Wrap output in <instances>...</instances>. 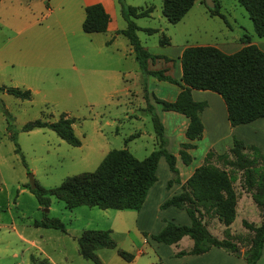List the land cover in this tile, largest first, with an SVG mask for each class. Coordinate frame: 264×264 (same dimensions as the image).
<instances>
[{
  "label": "rangeland",
  "instance_id": "1",
  "mask_svg": "<svg viewBox=\"0 0 264 264\" xmlns=\"http://www.w3.org/2000/svg\"><path fill=\"white\" fill-rule=\"evenodd\" d=\"M221 1L222 13L232 31L227 30L217 17L193 13L181 23L170 26L161 14L162 0H124V3L132 7L154 6L151 17L134 22L139 27L154 28L159 32L148 36L137 31V38L149 54L172 57L178 55L183 46L214 42L222 33L243 34L238 26L245 28L244 34L258 41L245 10L235 0ZM48 8L46 0L0 2V87L31 93L29 101H22L0 91V264H30L29 257L34 250L21 242L17 234L32 233L40 228L35 224L45 219H58L71 232V236L57 240L53 236L63 235L60 231L40 230L50 238L43 243L48 252L55 256L66 255L68 261L61 264H93L78 254L77 238L86 230H106L104 220L97 215L99 209L82 206L68 210L54 197L50 198L49 208H42L29 190V175L39 187L50 190L68 177L94 172L111 150L126 148L136 159L142 160L157 149L147 107L151 105L158 112L152 92L160 94L161 88L156 85L159 80L143 76L124 36L112 39L103 33L85 34L81 27L71 34L75 17L68 13L60 17L56 11L48 14ZM59 26L67 32L65 37ZM165 27H168L167 32ZM161 33L168 37V46L159 45ZM128 45L131 53L127 50ZM167 62L172 67L168 73L162 61L152 65L149 61L148 70H163L171 77L177 60ZM207 102L208 113L217 112L215 101L208 98ZM62 114L75 120L72 128L81 142L79 147L66 144L49 129L22 130L25 124L35 120L56 122ZM137 132L141 133L139 137ZM12 136L25 164L15 153ZM210 136L207 132L205 138L196 142L192 164H197L207 151L213 150L209 148L214 142ZM220 146L216 150L223 152L224 145ZM211 162L221 166L214 159ZM162 170L159 168L161 180ZM236 177L234 189L238 201L240 205H247L251 195L242 187L241 173ZM109 213L116 211L109 210ZM247 215H237L232 230H228L231 241L244 252L249 247L252 233L242 221L255 226L261 222L257 207L250 209ZM207 217L203 221L205 225L220 240L224 239L225 230L217 227L215 217ZM118 235L112 236L115 243L119 240ZM106 253L113 252L101 249L96 255L103 258Z\"/></svg>",
  "mask_w": 264,
  "mask_h": 264
},
{
  "label": "trees",
  "instance_id": "2",
  "mask_svg": "<svg viewBox=\"0 0 264 264\" xmlns=\"http://www.w3.org/2000/svg\"><path fill=\"white\" fill-rule=\"evenodd\" d=\"M3 0H0V2ZM33 1V0H28ZM120 12L126 21V28L117 34L124 36L133 49L135 60L144 77L152 76L159 81L176 85L180 92L173 102L152 97L163 112H174L187 118L185 130L186 143L180 144L178 156L181 162L188 166L192 157L188 153L195 149L194 141L203 135V124L200 115L207 107L205 102H195L192 90L215 93L222 99L231 127L249 124L264 118V52L250 44L249 38L241 39L243 47L234 54H224L211 46H196L185 48L179 58L181 78L176 80L165 75V71L148 70V62L158 59H170L151 55L140 44L136 32L141 31L150 36L158 33L157 29L139 28L134 20L151 17L154 7H132L117 0ZM247 13L252 22L254 33L264 38V0H236ZM194 0H162L161 14L170 25L179 23L192 8ZM203 4L204 0L202 1ZM214 9H207L212 17L226 22L215 2ZM85 17L81 25L85 34H102L107 30L109 16L100 4H94L84 9ZM109 44V42H107ZM160 46H168L169 39L163 33L159 39ZM5 92L22 101H29V90L0 87ZM145 97L147 93L145 89ZM157 149L142 160L136 159L126 148L108 152L96 170L66 178L59 186L44 190L37 184L30 192L42 208H49L50 198L63 202L68 210L77 207L97 208L99 210H131L139 211L148 191L157 181L156 170L160 158H164L172 178L167 182V188L173 183L180 184L179 172L176 168V157L167 149V139L164 128L153 106L148 105ZM75 120L62 114L56 122L47 123L35 120L23 126L24 132L35 129H49L66 144L79 147L80 140L73 132ZM135 137L131 136V138ZM15 153L20 155L25 164L15 137ZM214 159L221 166L211 161ZM242 175V187L250 193L255 206L261 212V223L255 226L242 221V225L252 233L248 249L243 253L246 264H257L264 244V156L253 145L233 138L231 148L216 155L209 151L202 165L197 167L192 175L181 184V193L166 200L161 209L174 207L182 210L189 218V225H176L165 221L164 228L150 238L165 245H174L183 237L193 242L189 252H179L177 256L201 255L216 247L235 256L239 255L237 245L231 241L228 227L235 220L237 195L234 183L236 174ZM215 217L225 227V238L218 240L206 228L203 218ZM35 227L53 229L66 233L65 226L58 219H45L35 224ZM78 253L82 259L93 264H101L96 252L101 249L115 250L117 255L126 262L133 260V255L119 250L110 231H83L77 238ZM32 264H47L46 260L32 259Z\"/></svg>",
  "mask_w": 264,
  "mask_h": 264
},
{
  "label": "crops",
  "instance_id": "3",
  "mask_svg": "<svg viewBox=\"0 0 264 264\" xmlns=\"http://www.w3.org/2000/svg\"><path fill=\"white\" fill-rule=\"evenodd\" d=\"M203 0H194L192 8L187 12V14L183 17L184 20L191 13L200 15H206L212 17L207 12V9L202 3ZM214 1V0H213ZM236 1V0H235ZM217 3L219 6V10L222 13V1L215 0L214 3ZM237 3V2H236ZM100 4L104 11L109 16V23L107 26V30L103 34L109 35V38L115 39L121 34H117L118 31L124 30L126 28V22L122 23V15L120 12V7L118 5L117 0H46V5L49 6L48 14L54 13L55 11L59 13L60 17H63L66 13L71 14L75 17V25L72 28V33L78 30V27H81L82 22L85 17L84 9L88 6ZM162 5V4H161ZM153 6L146 5L144 7ZM141 7V6H139ZM154 7V6H153ZM155 10V8H154ZM154 12V11H153ZM153 14V13H152ZM223 14V13H222ZM224 15V14H223ZM118 16H119V24H118ZM225 16V15H224ZM148 19V18H147ZM220 19V18H219ZM226 22L224 24L227 26V30L232 31L230 26L227 23V18L225 16ZM140 20V19H137ZM182 20L179 22L181 23ZM58 20H56L57 22ZM125 21V20H124ZM177 23V24H179ZM170 25V24H169ZM138 26V25H137ZM173 26V25H170ZM60 31L63 37L67 34L65 30L61 26ZM139 27V26H138ZM75 28V29H74ZM139 28H148V27H139ZM154 29V28H152ZM165 31H168V27L164 28ZM239 32H243V34L236 35H228L227 33L221 34V36L214 40V42L210 43H201L195 42V44L191 46H183L178 55L176 56H165L168 59L174 60L176 58L177 62L174 63L173 67H175L174 75H170L172 78L176 80H180L181 78V68L179 58L181 56L182 51L187 47H196V46H211L219 49L224 54L230 55L238 52L243 47L241 43V39L246 32L245 28L238 26ZM158 30V29H157ZM255 34V33H254ZM256 36V35H255ZM249 38L250 44L255 45L262 52H264V41L259 38L258 41L254 40L253 36H247ZM129 49H127L130 53L132 52L131 47L128 45ZM157 62L162 61L163 67L167 73L172 69V67L168 64L167 61L163 59L156 60ZM155 61V62H156ZM155 62H152L154 64ZM153 78V77H152ZM154 83L155 81L152 80ZM157 87L161 88L160 94L157 92H152L154 97L159 100L173 102L177 95L180 92V88L176 85L170 84L164 81H157ZM127 92L130 90L125 88ZM159 91V90H157ZM192 99L195 102H205L208 106L207 99H213L217 105V112L214 114H209L206 110L201 113L200 118L203 124V135L202 139L205 138V134L207 132L210 133V137L214 142L209 146L210 149H213L212 152L216 153V155L227 152L232 146L233 138L241 140L246 145H253L257 147L260 153L264 156V118H260L254 122L249 124L238 125L235 127H231L227 120V113L225 105L220 98L219 95L208 92V91H196L192 90L191 92ZM157 114L160 118V121L164 128V135L167 139V149L173 151V155L176 157V168L179 172V180L180 184L173 183L169 188H167V182L172 178L168 167L165 163L164 158H160L156 170L157 181L148 191L145 201L140 208L139 211H116V213H109V210H98L97 215L102 218L103 225L106 227L105 231H110L111 235H118L117 248L124 252H127L133 255V260L131 262H126L121 259L115 250H112L113 253H106L103 258H99L101 264H246L243 259V250L239 251V255L235 256L233 254L227 253L225 250L213 247L209 251L201 255H183L177 256L179 252H189L193 247V242L188 237H183L179 242L174 245H165L161 243L154 242L150 237L159 233L165 226V221L172 222L176 225H189L190 221L186 213L182 210H179L174 207H169L166 209H161L160 206L172 196L178 195L181 193V184H183L193 173V171L203 164L207 151L202 160L197 161V164L191 163L188 166H185L179 156L178 151L180 149V144L186 143L187 140L185 138V130L188 125V120L184 116L174 113V112H163L158 104H156ZM136 135L139 137L141 135L140 132H137ZM231 142H225L229 140ZM198 141V140H197ZM193 144L196 146V142ZM220 145H224V151L220 152L216 150ZM195 150V149H193ZM190 150L188 152L193 160V153ZM214 163V162H212ZM167 167V169H166ZM159 168H163V177L162 180L159 178ZM168 172V173H167ZM250 203L247 205L241 204L237 198V204L235 207V218L237 215L240 217L248 216L250 209L256 210L255 205L249 199ZM209 217L205 216L203 221L207 220ZM242 219V218H241ZM214 221L217 223V227H220L222 230H225V227L219 223V221L214 218ZM235 221V220H234ZM234 223V222H233ZM233 223L228 227V230H232ZM261 223V222H260ZM256 223V224H260ZM256 225V226H258ZM209 233L216 237L218 240L219 237L215 236L210 227H207ZM46 228H37L32 233L29 234H17L18 239L30 247L33 251V254L29 257V263L32 264V259L36 258L39 260H46L47 264H61L68 261V257L66 255H53L48 252L43 243L50 238L45 237L44 233ZM98 231V230H97ZM71 232L66 230V233L59 236H53L55 239L65 238L70 235ZM232 235V233H231ZM65 236V237H64ZM26 251V249H25ZM99 251V250H98ZM97 253V252H96ZM79 254V253H78ZM24 255V254H23ZM118 258V259H115ZM24 259V256H23ZM119 260V261H118ZM257 264H264V244L262 248V253L257 261Z\"/></svg>",
  "mask_w": 264,
  "mask_h": 264
},
{
  "label": "water",
  "instance_id": "4",
  "mask_svg": "<svg viewBox=\"0 0 264 264\" xmlns=\"http://www.w3.org/2000/svg\"><path fill=\"white\" fill-rule=\"evenodd\" d=\"M204 3L208 9H214L216 6L213 0H204ZM29 185H30V189H34L36 186V183H35L32 175H29ZM46 212H47V210H46Z\"/></svg>",
  "mask_w": 264,
  "mask_h": 264
}]
</instances>
